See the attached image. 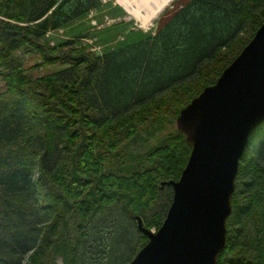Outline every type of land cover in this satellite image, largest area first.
I'll return each mask as SVG.
<instances>
[{"label": "trees", "instance_id": "obj_1", "mask_svg": "<svg viewBox=\"0 0 264 264\" xmlns=\"http://www.w3.org/2000/svg\"><path fill=\"white\" fill-rule=\"evenodd\" d=\"M101 4L0 0V264L127 262L147 240L133 215L159 226L161 181L188 156L178 110L264 19V0H185L107 51L54 34ZM42 63L62 66L31 75ZM215 264H264V120L238 158Z\"/></svg>", "mask_w": 264, "mask_h": 264}, {"label": "water", "instance_id": "obj_2", "mask_svg": "<svg viewBox=\"0 0 264 264\" xmlns=\"http://www.w3.org/2000/svg\"><path fill=\"white\" fill-rule=\"evenodd\" d=\"M264 120V19L215 80L174 119L190 150L159 226L133 215L147 240L124 264H215L225 243V219L238 158ZM56 264H62L60 256Z\"/></svg>", "mask_w": 264, "mask_h": 264}, {"label": "rangeland", "instance_id": "obj_3", "mask_svg": "<svg viewBox=\"0 0 264 264\" xmlns=\"http://www.w3.org/2000/svg\"><path fill=\"white\" fill-rule=\"evenodd\" d=\"M113 1L114 0H102L100 7L88 10L86 14L69 21L67 24L53 31L54 34L64 37L77 36L76 43H89L91 47L98 52L107 51L134 41L143 35L152 33L159 21L164 19L170 11L178 7L185 0H170L167 2L162 9L156 11L149 20L151 21L149 28L136 25L134 19L126 14L122 8L119 12L117 3ZM119 19H121V22H118ZM79 34H83V36H78ZM38 59V54H28L26 52L24 54L23 63L24 65H29L34 61H38ZM61 66L62 65L58 63H42L30 70V73L31 75H37L56 70Z\"/></svg>", "mask_w": 264, "mask_h": 264}, {"label": "bare ground", "instance_id": "obj_4", "mask_svg": "<svg viewBox=\"0 0 264 264\" xmlns=\"http://www.w3.org/2000/svg\"><path fill=\"white\" fill-rule=\"evenodd\" d=\"M124 5L132 4V0H120ZM137 4L140 5H131V7H127L128 10L136 13L137 16L141 19V21H145L153 12L161 8L168 0H135ZM138 9H141L138 10Z\"/></svg>", "mask_w": 264, "mask_h": 264}, {"label": "built area", "instance_id": "obj_5", "mask_svg": "<svg viewBox=\"0 0 264 264\" xmlns=\"http://www.w3.org/2000/svg\"><path fill=\"white\" fill-rule=\"evenodd\" d=\"M113 2L120 4L123 7V9L125 10V12L128 13L132 17V19H134V23H136V25L142 26L144 28H149V25H151V21H149V20L153 17V15L156 11L153 12L145 21L142 22L141 19L139 18V16H137L135 12L127 9V7H131V5H137V8H138V5H140V3L137 4V2L135 0H132L133 3L130 5L129 4L124 5L120 0H114ZM138 10L141 11V9H138ZM91 21H93V20H91Z\"/></svg>", "mask_w": 264, "mask_h": 264}]
</instances>
